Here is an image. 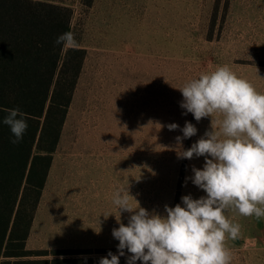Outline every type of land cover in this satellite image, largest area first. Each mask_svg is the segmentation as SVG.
Returning a JSON list of instances; mask_svg holds the SVG:
<instances>
[{
    "label": "rangeland",
    "instance_id": "374dc122",
    "mask_svg": "<svg viewBox=\"0 0 264 264\" xmlns=\"http://www.w3.org/2000/svg\"><path fill=\"white\" fill-rule=\"evenodd\" d=\"M72 32L86 58L35 211L27 254L2 264H99L119 243L118 190L165 215L181 197L205 193L185 178L204 158L178 154L224 117L183 114L178 90L227 65L264 94V0H67ZM185 121L198 132L177 142ZM128 190V193H127ZM129 196L135 206L134 198ZM227 217L241 227L228 239L230 264H264V218ZM120 264H126V257ZM136 264H140L139 261Z\"/></svg>",
    "mask_w": 264,
    "mask_h": 264
},
{
    "label": "clouds",
    "instance_id": "9594fccd",
    "mask_svg": "<svg viewBox=\"0 0 264 264\" xmlns=\"http://www.w3.org/2000/svg\"><path fill=\"white\" fill-rule=\"evenodd\" d=\"M64 49H79L72 31L59 35L55 41ZM183 97V114L191 113L197 122L220 114L222 135L212 128L178 158H204L202 168L191 167L185 178L205 195L181 197L174 207L164 206L165 215L140 206L139 201L118 190L113 198L120 214L129 213L127 224L119 218L112 236L119 243L117 253L111 251L99 259V264H120L126 252V264H230L232 256L226 246L235 240L241 227L226 215L235 210L241 216L264 218V94L256 91L245 79L239 78L227 65L201 74L178 89ZM0 123L7 125L14 136L11 143L22 139L28 124L19 109H8ZM169 131L179 130L176 140L195 136L198 129L185 121ZM134 198L135 206L129 201Z\"/></svg>",
    "mask_w": 264,
    "mask_h": 264
},
{
    "label": "trees",
    "instance_id": "16d2710c",
    "mask_svg": "<svg viewBox=\"0 0 264 264\" xmlns=\"http://www.w3.org/2000/svg\"><path fill=\"white\" fill-rule=\"evenodd\" d=\"M67 0H0V121L19 108L28 124L14 139L0 123V264L25 256L26 241L86 50L55 43L72 31ZM90 5L93 0H82Z\"/></svg>",
    "mask_w": 264,
    "mask_h": 264
}]
</instances>
